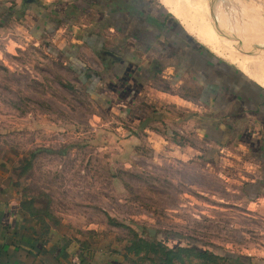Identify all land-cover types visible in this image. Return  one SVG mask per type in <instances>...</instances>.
<instances>
[{
    "label": "rangeland",
    "instance_id": "rangeland-1",
    "mask_svg": "<svg viewBox=\"0 0 264 264\" xmlns=\"http://www.w3.org/2000/svg\"><path fill=\"white\" fill-rule=\"evenodd\" d=\"M9 1H0V11ZM153 1L169 12L167 4L182 6ZM226 1L199 0L207 17L171 13L201 39L214 65L234 70L233 62L264 86V39L249 35L248 42L233 29L264 28V1ZM2 13L0 196L10 195L37 228L59 233L81 251L124 252L122 264H239L223 259L229 256L264 262L262 203L245 198L264 148L258 126L255 136L247 123L221 124L220 137L183 127L182 116L223 119L233 108L216 98L204 110L195 77L166 70L139 102L109 103L103 83L88 82L48 43L34 41L10 19L7 25ZM212 62L207 84L223 79L231 89V78L215 76ZM154 112L171 119L156 122ZM206 249L216 256L201 255Z\"/></svg>",
    "mask_w": 264,
    "mask_h": 264
},
{
    "label": "crops",
    "instance_id": "crops-1",
    "mask_svg": "<svg viewBox=\"0 0 264 264\" xmlns=\"http://www.w3.org/2000/svg\"><path fill=\"white\" fill-rule=\"evenodd\" d=\"M159 3L10 0L0 12L7 13L3 19L7 25L10 19V24L24 28L34 41L48 43L56 58L74 72L88 70L98 74L97 82L106 88L109 103L139 102L159 72L172 71L183 78L195 77L193 83L199 87V102L204 110L217 98L233 108L228 114H237L238 124L247 123V129L252 128L255 136L261 131L264 141V86L233 62L234 70L224 68L221 62L217 63L222 66L214 65L208 58V48ZM250 31L256 34L247 33V37L258 35L254 38L258 40L264 36L263 27ZM209 61L215 66V76L231 78L226 80L231 89L224 86L223 79L222 86L219 79L207 84ZM220 106L217 109L225 111ZM182 125L190 126L185 122ZM214 130L218 137L226 131L221 126ZM257 160L258 170L245 187V198L249 205L261 202L258 211L264 215V159ZM122 257L120 252L81 251L74 244L65 243L59 233L37 228L35 221L22 214L18 203L10 200V195L0 196V264H122Z\"/></svg>",
    "mask_w": 264,
    "mask_h": 264
},
{
    "label": "trees",
    "instance_id": "trees-1",
    "mask_svg": "<svg viewBox=\"0 0 264 264\" xmlns=\"http://www.w3.org/2000/svg\"><path fill=\"white\" fill-rule=\"evenodd\" d=\"M24 1L29 2V1H32V0H24ZM77 74L78 75H82V77L85 78L88 82L90 80H92V79H95V80L98 79V74L92 73V72H90L88 70H85L84 72L83 71L77 72ZM165 115L166 114L163 113V112L162 113H155L154 112L152 114V116H153L152 118L154 120H156V121L160 120L161 118L162 119L163 118H167V120H170L171 119V118L169 119L168 116L165 117ZM236 115L237 114H235V116H234V115H230V114H227L226 113V115L224 116L223 119H216V118H213V117H212L213 118L212 119L211 118V114H210L209 118H207V117H200V116H198L196 114H191L189 116H182V117H180V119L182 120V122H185L186 124H189L191 127L195 128V130H198L200 132H204L205 133V132H208V130H209V132L210 131H214L215 132L214 129H216V128L218 129V125L222 126L221 124H223L222 123V122H224L223 120H225L226 121L225 124L230 127L229 124L234 123V121L236 120ZM231 119H233V120H231ZM223 134L224 133H221V135H223ZM220 146H221V143H220ZM261 153L262 154H260V155H262V156H258L259 157L258 158L259 160L260 159L261 160L264 159V148L261 151ZM178 247L179 246H175V247L168 248V249L170 251H175V250H177ZM170 251L167 252V256L171 255ZM123 253L121 252L122 256H124ZM200 253H201V255H204V256H206L207 254L211 255L212 257H215L216 256V254L212 253V251L209 250V249H206V250H204L203 252H200ZM223 259L233 260V261L238 262L239 264H264V262H260L259 260H254L252 262L251 261H247V263H246V262H244V260H242V258H239V257H236V256L223 257ZM123 261H124V259H123Z\"/></svg>",
    "mask_w": 264,
    "mask_h": 264
},
{
    "label": "bare ground",
    "instance_id": "bare-ground-1",
    "mask_svg": "<svg viewBox=\"0 0 264 264\" xmlns=\"http://www.w3.org/2000/svg\"><path fill=\"white\" fill-rule=\"evenodd\" d=\"M166 1V0H165ZM176 1V0H175ZM180 1V5H182L181 6V8H179L180 10H178V8H176V7H174V6H172V3H171V5L169 4H167V6H168V8H170V11H172L173 13H175L179 18L180 17H182L183 18V14H185V15H187V16H190V12H199V14L201 13V14H204V15H206V12L204 11V9L202 8V4L200 5V3L198 2L199 0H179ZM259 2V1H258ZM186 4V5H185ZM261 6V5H260ZM187 16H185V18H187ZM206 17H207V15H206ZM200 18H202V17H200ZM181 19V18H180ZM188 19H189V17H188ZM199 19V18H198ZM197 19V21H199V20H201V22L200 23H202V19H199L198 20ZM185 20V19H184ZM204 20V19H203ZM206 20V19H205ZM191 21V20H190ZM224 21H225V19H224ZM223 21V23H225L227 26L229 25V24H227L228 23V21H225L224 22ZM185 22V21H184ZM183 22V23H184ZM187 22V21H186ZM194 22H196V21H193L192 22V24H190V22L188 23V24H190V25H194L193 23ZM204 23H202V25H203ZM211 24V23H210ZM207 26V25H206ZM256 26V25H255ZM192 28V27H191ZM193 28H196V27H193ZM198 28V27H197ZM207 28V27H206ZM209 28V27H208ZM207 28V29H208ZM222 28H224V27H222ZM256 28H258V26L257 27H254V26H252V27H246V29H248V30H255ZM199 29V28H198ZM236 32H237V35L239 34L240 36H242L241 34H245V36H242V37H246V38H244V39H247V41H248V35H247V33H245V32H243V28L241 27V26H239V25H236V26H234V28H233ZM202 30V29H201ZM209 30V32H210V29H208ZM233 30V31H234ZM195 31V30H194ZM197 32L199 31L200 32V30H196ZM202 32H205V31H203L202 30ZM207 32V31H206ZM248 33L249 34H251V32L250 31H248ZM217 34V33H216ZM200 35V34H199ZM211 37H214V39H218V37H216V36H214V35H211ZM204 38H205V36H204ZM255 37H252V39L253 40H255L254 39ZM260 38H262V39H264V36L263 37H260ZM219 39H221V38H219ZM259 39V38H258ZM201 40V39H200ZM217 41V40H216ZM246 41V42H247ZM220 42H223V38H222V41H220ZM220 42H216V44L215 45H222V44H224V42L221 44ZM249 42V41H248ZM219 43V44H218ZM233 43V42H232ZM225 44H226V49L228 48V46H227V43L225 42ZM231 44V43H230ZM245 48V47H244ZM220 49V48H219ZM233 49V48H232ZM222 50V49H221ZM231 50V49H230ZM240 50V49H239ZM235 52V51H234ZM250 59V58H249ZM264 68V67H263ZM260 71H261V68H260ZM263 72V71H262ZM264 73V72H263Z\"/></svg>",
    "mask_w": 264,
    "mask_h": 264
},
{
    "label": "water",
    "instance_id": "water-1",
    "mask_svg": "<svg viewBox=\"0 0 264 264\" xmlns=\"http://www.w3.org/2000/svg\"><path fill=\"white\" fill-rule=\"evenodd\" d=\"M210 3V2H209ZM210 7H211V9L210 10H213V7H212V5H211V3H210ZM214 13V12H213ZM213 15V14H212ZM215 19V18H214Z\"/></svg>",
    "mask_w": 264,
    "mask_h": 264
}]
</instances>
